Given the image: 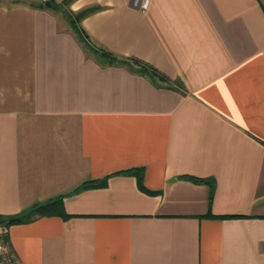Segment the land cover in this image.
I'll list each match as a JSON object with an SVG mask.
<instances>
[{
  "label": "crops",
  "instance_id": "1",
  "mask_svg": "<svg viewBox=\"0 0 264 264\" xmlns=\"http://www.w3.org/2000/svg\"><path fill=\"white\" fill-rule=\"evenodd\" d=\"M69 1L93 48L167 80L48 0H0V215L69 216L10 226L16 259L264 264V0Z\"/></svg>",
  "mask_w": 264,
  "mask_h": 264
},
{
  "label": "trees",
  "instance_id": "2",
  "mask_svg": "<svg viewBox=\"0 0 264 264\" xmlns=\"http://www.w3.org/2000/svg\"><path fill=\"white\" fill-rule=\"evenodd\" d=\"M49 4L58 7V8H63V5L69 3V0H64L60 4H55L51 0H48ZM42 7H44V3L41 4ZM61 10V9H60ZM95 8H87L85 10H82L78 13H72V12H67L65 13L67 19H68V24L70 29L76 34L80 42L83 44L87 45V36L84 34V31L81 29L79 26V22L81 18L84 16L90 14L93 12ZM85 42V43H84ZM89 45V44H88ZM96 53L100 55V57L104 60H106L108 63L113 64V63H121L124 66H129L133 67L137 73H140L142 75L149 74L152 77H156L159 80H167L165 77L160 75L155 69L150 67L149 65L136 60V59H128V60H123L120 61L116 59L111 53H108L102 49H96ZM130 173H134L138 176L139 183L141 184V177L142 173L140 170H132L129 171ZM192 180L196 182H202L200 179H193ZM106 183V180H102L99 182H86L82 186L78 188V190H84V189H90V188H97V187H103ZM52 216H58L61 218H68L69 216L65 213L64 207H63V201L62 198H56L53 199L45 204L41 205H34L27 211L13 215V216H2L0 215V225H5L6 227H10L12 225H19V224H27L30 222H33L34 220L42 217H52Z\"/></svg>",
  "mask_w": 264,
  "mask_h": 264
},
{
  "label": "built area",
  "instance_id": "3",
  "mask_svg": "<svg viewBox=\"0 0 264 264\" xmlns=\"http://www.w3.org/2000/svg\"><path fill=\"white\" fill-rule=\"evenodd\" d=\"M150 0H135L134 6L139 11L148 8ZM8 229L5 225H0V264H20L11 251L8 241Z\"/></svg>",
  "mask_w": 264,
  "mask_h": 264
},
{
  "label": "rangeland",
  "instance_id": "4",
  "mask_svg": "<svg viewBox=\"0 0 264 264\" xmlns=\"http://www.w3.org/2000/svg\"><path fill=\"white\" fill-rule=\"evenodd\" d=\"M34 1H35V0H34ZM51 1L54 2L55 4H60V3H62L61 1H60V2H56V0H51ZM59 9H61L60 11L58 10L59 13H61V14H65V13H67V12H72V11L70 10V4H69V3L63 5V8H59ZM72 13H73V12H72ZM67 20H68V19H67ZM84 43H85V42H84ZM86 43H87V45L84 44L86 50H88L89 52H92V53H94V54L100 56L98 53L95 52L96 48H93L92 45H90L88 42H86ZM88 44H89V45H88Z\"/></svg>",
  "mask_w": 264,
  "mask_h": 264
},
{
  "label": "water",
  "instance_id": "5",
  "mask_svg": "<svg viewBox=\"0 0 264 264\" xmlns=\"http://www.w3.org/2000/svg\"><path fill=\"white\" fill-rule=\"evenodd\" d=\"M45 5H46V6H49V2H45Z\"/></svg>",
  "mask_w": 264,
  "mask_h": 264
}]
</instances>
